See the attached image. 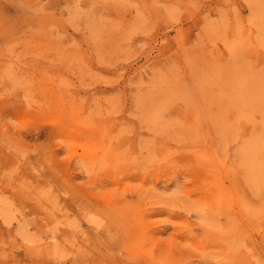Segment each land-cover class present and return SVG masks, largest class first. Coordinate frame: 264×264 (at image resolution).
I'll use <instances>...</instances> for the list:
<instances>
[{
  "label": "rangeland",
  "instance_id": "1",
  "mask_svg": "<svg viewBox=\"0 0 264 264\" xmlns=\"http://www.w3.org/2000/svg\"><path fill=\"white\" fill-rule=\"evenodd\" d=\"M0 264H264V0H0Z\"/></svg>",
  "mask_w": 264,
  "mask_h": 264
}]
</instances>
